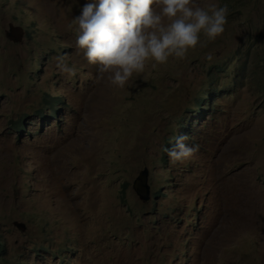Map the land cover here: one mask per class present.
Instances as JSON below:
<instances>
[{"label":"rangeland","instance_id":"1","mask_svg":"<svg viewBox=\"0 0 264 264\" xmlns=\"http://www.w3.org/2000/svg\"><path fill=\"white\" fill-rule=\"evenodd\" d=\"M86 2L0 0V264H264V104L236 77L251 25L264 51V0H195L227 6L224 33L124 88L76 47ZM180 136L199 151L172 163Z\"/></svg>","mask_w":264,"mask_h":264},{"label":"clouds","instance_id":"2","mask_svg":"<svg viewBox=\"0 0 264 264\" xmlns=\"http://www.w3.org/2000/svg\"><path fill=\"white\" fill-rule=\"evenodd\" d=\"M227 15L226 5L201 6L195 0H88L73 19L78 25L76 47L89 64L98 65V73L108 74L112 85L124 88L149 62L155 67L170 58L184 59L189 50L214 41L224 33ZM52 59L61 73H75L67 55ZM187 139L180 136L174 148L165 149L170 162L183 163L199 151V145L189 146Z\"/></svg>","mask_w":264,"mask_h":264},{"label":"trees","instance_id":"3","mask_svg":"<svg viewBox=\"0 0 264 264\" xmlns=\"http://www.w3.org/2000/svg\"><path fill=\"white\" fill-rule=\"evenodd\" d=\"M247 0H228L227 5H236L232 10L231 13L235 11V9H239V5H244V3ZM243 14V13H242ZM254 27L251 25L249 27V31L244 34L246 35L244 39L245 45H244V50L239 49L241 46L238 47V56L240 58H246V61H244L240 66L237 67L236 69V77L237 79H246L248 78L250 81L248 83V86L250 87L251 90H259V92L262 95L263 98V104H264V51L259 49V39L260 33H256V35H252L254 32ZM263 30V29H262ZM264 34V33H262ZM257 36L256 38H254ZM263 39V38H261ZM237 52V51H236ZM234 85L237 84V81L235 80ZM206 98H203L201 102H205ZM54 98H50L49 100L46 99L45 102L49 104L52 108H54V105L52 102H54ZM54 111H52L53 113ZM5 246L2 245L0 241V250H3ZM20 264V263H17Z\"/></svg>","mask_w":264,"mask_h":264},{"label":"water","instance_id":"4","mask_svg":"<svg viewBox=\"0 0 264 264\" xmlns=\"http://www.w3.org/2000/svg\"><path fill=\"white\" fill-rule=\"evenodd\" d=\"M24 29L20 26H15L14 24L9 25V30L6 32V36L12 42H21L24 38ZM149 170L145 168L139 173V176L135 179L133 183V189L137 196L143 203H147L151 200V189L148 184ZM15 225L21 231L26 230V225L23 223L16 222Z\"/></svg>","mask_w":264,"mask_h":264}]
</instances>
